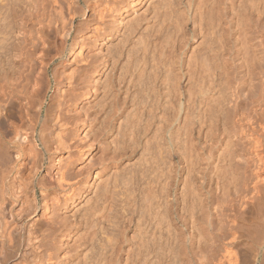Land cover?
<instances>
[{
	"label": "bare ground",
	"instance_id": "6f19581e",
	"mask_svg": "<svg viewBox=\"0 0 264 264\" xmlns=\"http://www.w3.org/2000/svg\"><path fill=\"white\" fill-rule=\"evenodd\" d=\"M0 264H264V0H0Z\"/></svg>",
	"mask_w": 264,
	"mask_h": 264
}]
</instances>
